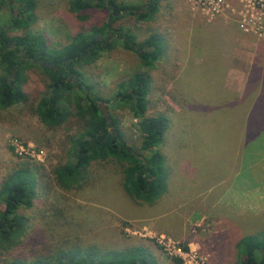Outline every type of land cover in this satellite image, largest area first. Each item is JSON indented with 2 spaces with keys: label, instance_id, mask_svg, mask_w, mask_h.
<instances>
[{
  "label": "rangeland",
  "instance_id": "374dc122",
  "mask_svg": "<svg viewBox=\"0 0 264 264\" xmlns=\"http://www.w3.org/2000/svg\"><path fill=\"white\" fill-rule=\"evenodd\" d=\"M119 1L146 9V0ZM154 1L151 18L127 15L110 24L131 29L140 41L160 36L163 50L152 67L114 45L78 67L77 77L99 99L113 98L118 83L136 73L148 77L145 116L160 111L169 117L159 145L161 195L152 203L129 197L125 163L112 158L92 160L78 185H60L55 169L75 161L71 138H84L83 130L71 116L54 128L40 121L34 107L51 74L28 66L16 83L18 98L0 108V186L25 166L36 176V191L29 206L16 210L21 234L11 249L0 252V264L14 257L30 263L49 251L89 246L102 252L142 247L154 264H179L176 258L181 264H240V240L264 233V121L254 130L247 118L259 87L245 89V98L237 99L254 57L264 53V0H224L218 12L190 0ZM68 2L0 0V25H9L21 6L32 5L26 11L32 22L10 28L9 35L20 40L26 31L42 35L39 51H48L107 21L106 11L80 17ZM8 74L0 66V79ZM99 106L115 115L123 140L137 148L141 120L128 104L111 100ZM178 248L189 255L175 254Z\"/></svg>",
  "mask_w": 264,
  "mask_h": 264
},
{
  "label": "trees",
  "instance_id": "16d2710c",
  "mask_svg": "<svg viewBox=\"0 0 264 264\" xmlns=\"http://www.w3.org/2000/svg\"><path fill=\"white\" fill-rule=\"evenodd\" d=\"M12 2L13 0H9ZM21 1V0H20ZM70 11L78 16H92L95 12L106 11L107 21L91 24L80 30L71 40L60 46L39 51L42 35L26 31L22 36L9 35V29L0 25V66L19 77L22 60L26 56L40 58L44 72L51 74L47 89L34 107L40 121L48 128L63 125L68 118H77L84 138L73 140L74 162L67 161L55 169L57 182L64 187L76 186L86 177L92 160L116 159L125 163L123 167V187L129 197L145 202H154L161 194L163 156L159 145L169 125V117L157 111L146 115L148 77L134 74L126 81L118 83V94L111 99H99L88 94L77 77V68L91 63L104 49L114 45L136 53L140 63L148 68L161 55L163 42L160 36L152 34L140 41L134 32L123 26L111 27L112 22L134 15L139 20L152 17L156 11L154 0H146V9L128 6L119 0H69ZM32 5L21 6L20 13L10 18L14 29L26 28L32 21L26 11ZM27 17V18H25ZM115 38V41L114 39ZM116 42V43H115ZM38 50L39 53H35ZM23 52L22 56L19 53ZM35 53V54H34ZM20 57H22L20 61ZM245 89L259 87L258 94L248 114L254 130L264 121V53L254 57ZM29 64H32L29 62ZM48 64H52L51 67ZM77 80V83L74 81ZM87 87V86H85ZM17 84L11 85L6 76L0 79V108L13 104L17 96ZM115 98V99H114ZM111 100L128 104L133 116L141 120L140 143L133 148L125 143L115 115H105L99 103ZM78 103L80 105L78 106ZM36 176L27 167H19L7 176L0 186V252L8 251L15 245L21 234V215L16 213L20 206H29L35 195ZM243 259L240 264H264V233L243 237L238 243ZM179 264L181 260L177 259ZM154 264L151 255L142 247L126 250L100 251L95 247L57 249L35 258L30 263L18 257L5 260L3 264Z\"/></svg>",
  "mask_w": 264,
  "mask_h": 264
},
{
  "label": "flooded vegetation",
  "instance_id": "af4514ba",
  "mask_svg": "<svg viewBox=\"0 0 264 264\" xmlns=\"http://www.w3.org/2000/svg\"><path fill=\"white\" fill-rule=\"evenodd\" d=\"M20 13V10H19V12L17 13V14H19ZM16 14V15H17ZM21 14V13H20ZM16 15H13L12 13H11V15H10V18H15V16ZM26 18V17H25ZM11 21V20H10ZM3 28H6V29H10V28H13V26H12V23H10L9 25H7V26H4ZM9 31V30H8ZM35 53H39L38 52V50H36V52ZM34 53V54H35ZM20 54V56H22V54H23V52H21V53H19ZM22 57H20V61L22 60L21 59ZM22 62H23V64H22V66H21V69L19 70L21 73H22V71L25 69V68H28V66L30 67H33V68H38V69H40V70H42V71H44V69H43V65H45V63H43L42 62V60L40 59V58H32L31 56H26L25 58H24V60H22ZM29 62H31L32 64H29ZM48 65H50L51 67H54L52 64H48ZM27 66V67H26ZM15 69V68H14ZM14 69L13 70H11L10 72H9V74H8V76H9V79H10V82H11V85H15L16 83H17V81H18V76L16 75V73H14ZM13 76H14V78H13Z\"/></svg>",
  "mask_w": 264,
  "mask_h": 264
},
{
  "label": "built area",
  "instance_id": "2783aa9c",
  "mask_svg": "<svg viewBox=\"0 0 264 264\" xmlns=\"http://www.w3.org/2000/svg\"><path fill=\"white\" fill-rule=\"evenodd\" d=\"M191 3H193L194 5H197L200 8L203 9H210L211 12H218L219 9L223 6L224 4V0H190ZM225 5V4H224ZM20 150H23V148L20 146ZM164 239V237H161V242L167 247L169 248V243H165L162 240ZM173 252H175V254L181 256L183 259L185 256H188L189 253H187L186 251H184V249H180L178 248L177 250H174ZM195 257V254H194ZM190 263V262H189Z\"/></svg>",
  "mask_w": 264,
  "mask_h": 264
},
{
  "label": "crops",
  "instance_id": "0c3cea01",
  "mask_svg": "<svg viewBox=\"0 0 264 264\" xmlns=\"http://www.w3.org/2000/svg\"><path fill=\"white\" fill-rule=\"evenodd\" d=\"M225 51V52H224ZM224 51H222V55H227V50H224ZM257 54H262V52H259V53H257ZM256 54V55H257ZM245 86H246V84L244 85V88H243V91H242V93H238V98L237 99H243V98H245Z\"/></svg>",
  "mask_w": 264,
  "mask_h": 264
},
{
  "label": "water",
  "instance_id": "95a60500",
  "mask_svg": "<svg viewBox=\"0 0 264 264\" xmlns=\"http://www.w3.org/2000/svg\"><path fill=\"white\" fill-rule=\"evenodd\" d=\"M101 109H102V111H104V107H103V106H102V108H101ZM104 114H105V115H108L106 112H104Z\"/></svg>",
  "mask_w": 264,
  "mask_h": 264
}]
</instances>
